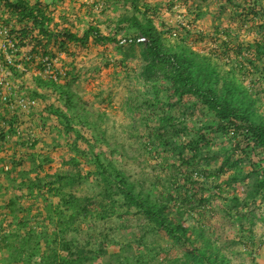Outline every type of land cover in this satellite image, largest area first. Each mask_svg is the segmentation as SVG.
<instances>
[{
	"label": "rangeland",
	"instance_id": "rangeland-1",
	"mask_svg": "<svg viewBox=\"0 0 264 264\" xmlns=\"http://www.w3.org/2000/svg\"><path fill=\"white\" fill-rule=\"evenodd\" d=\"M43 1L54 11L57 29L70 28L82 35L93 25L106 36L116 35L123 40L122 44L132 34L116 33L119 20L133 14L131 0ZM235 1L237 8L225 0H140L138 5L142 10L150 9L166 48L197 54L196 64L204 66L202 61H206L221 81L235 78L258 101L256 115L264 117V73L254 71L247 62L239 70L241 59L221 45L223 41L231 42V48L237 44L253 45L262 38L263 18L248 12L252 7L264 9V0ZM242 4L245 5L238 8ZM51 48L58 55L50 64L54 68L47 71L41 69V54L30 55L31 46L12 58L19 71L11 72L9 81L17 95L23 93L29 100L35 99V104L26 109L18 104H0V116H17L11 137L0 146V211L6 215L0 212V264H45L35 254L46 256L60 233V217L53 210L61 209L66 216L71 214L60 196L48 192L61 184L66 193L94 200V215L79 218L75 231L66 235V240L74 241V245L98 254L87 264H195L187 261L186 245L158 231L135 208L125 213L128 208L121 195H113L111 200L105 197L97 174L99 156L104 165L122 170L138 189L143 187L155 197V186L168 184L172 177L188 169L182 163L188 154L193 157L190 170L201 175L206 171L219 174L218 178L206 179L211 191L203 202L198 199L193 211L195 224L213 243V253L218 252L219 260L224 258L226 264H264V191L256 192L254 185L257 159L233 150L232 134L218 131L208 135L211 146L202 145L199 154L191 149L181 150L192 140L190 136L173 137L170 145L156 150L151 142L152 132L161 112L151 121L152 113L158 108H170L165 104L151 105V98L146 96L148 86L141 75L147 60L142 47L138 46L134 60L124 63L123 57L108 45H73L59 52L52 44ZM0 50L6 56L3 44ZM58 73L57 86H69L77 101V107L69 111L72 123L92 144L82 142L84 152L80 155L70 147L64 122L50 113L58 109L68 112L66 100L54 88H39L36 84L37 77L51 82ZM159 85L167 87L168 83L160 81ZM160 99L166 102V92L161 93ZM195 101L185 97L187 104ZM198 108L199 105L185 110L194 112L191 123L197 127L206 120ZM177 110L172 112L179 114ZM75 157L83 179L76 177L77 181L70 185L66 177L55 182L56 175L75 172L76 168L68 165ZM30 183L34 185L29 186ZM13 199L14 210L7 206ZM113 200L117 204L111 215L101 218L102 204L109 206ZM45 235L50 236V245ZM203 244L200 240V249ZM58 248L66 256V250L61 245Z\"/></svg>",
	"mask_w": 264,
	"mask_h": 264
},
{
	"label": "trees",
	"instance_id": "trees-1",
	"mask_svg": "<svg viewBox=\"0 0 264 264\" xmlns=\"http://www.w3.org/2000/svg\"><path fill=\"white\" fill-rule=\"evenodd\" d=\"M139 1L131 0L134 8L133 14L120 19L117 23L116 33L132 31V34L125 39L126 44H122L123 40H118L116 35L106 36L93 25L82 35L70 28L57 29L58 24L53 16L54 11L43 0H0V26L6 27L8 31L7 37H0V41H8L4 42L7 52L14 56H20L23 50L31 46L30 55L39 53L43 57L41 69L44 71L46 70L44 60L48 58V62L52 65L58 55L57 52H53L52 48L50 49L51 44L58 52L60 50L67 51L73 45L78 47H86L89 43L95 46L108 45L123 57L122 63L134 60L137 57L138 46L142 47L147 60L141 75L148 86L146 90L148 95L146 96L151 98V105L159 107L165 104L168 109L170 108V110L158 108L157 112L154 110L152 113L151 121L161 112L158 118L159 122L152 132V146L154 145L157 150V148L170 145L173 137L190 136L192 140L185 143L181 150L185 152V150L191 149L195 154H199L202 145L211 146L208 137L211 132L230 133L233 136V150L257 159L253 171L256 176L254 185L256 192L264 191V117L257 116L255 113L258 101L235 78L234 80L227 78L221 81L217 71L209 64L207 65L206 61H202L204 66L196 64L194 58H199L197 54L166 48L162 44L161 34L155 27L150 9L146 7L142 10L138 5ZM225 1L237 8L238 4L235 0ZM244 5L242 4L238 8H242ZM248 13L263 18L260 27L264 30V9L259 11L252 7ZM229 44L231 45V42L223 41L221 45L227 47L226 52L229 53L232 50L241 59L239 70H242L244 63L247 62L254 71L264 73V35L253 45L237 44L231 48L228 46ZM0 60L6 61V56L0 53ZM15 68L10 67L13 73L17 71ZM53 68L54 66L50 67V69ZM58 78H60L59 73L51 82L43 77H37L36 84L39 88H54L66 100L65 107L68 112L58 109L50 113L64 122V134L71 140L70 147L76 155H80L84 152L80 146L82 142L88 146L92 144L74 127L73 116L69 114V111L77 107V101L74 100L75 96L71 93L69 86H57ZM160 81L167 82L168 86H160ZM162 92H166V102L160 99ZM185 97H193L196 101L193 104H187ZM197 105L201 111L199 114L206 119L198 127L191 123V119L195 115L194 112H185ZM175 108L178 109L179 114L172 112V109ZM16 117V115L12 117L0 116L2 120L0 123V146L3 141L11 137L12 133L10 132L14 130L13 127L17 122ZM7 127L9 128L7 129ZM98 157L97 174L103 185L105 197L111 200L113 195H121L128 208L125 213L135 208L137 213L155 225L158 231L176 243L186 245L188 247L187 261H192L195 264L197 262L199 264H226L224 258L219 260L218 252L213 253L215 251L212 250L213 243L205 236L204 230L195 224L193 213L198 199L203 202L206 193L211 191L205 182L206 179L218 178L219 174H207L206 171L204 175H201L197 170H190L193 165V157L188 154V157L182 161L188 169L180 173L179 176L172 177L168 184L162 186H155L157 185L155 184L154 186L158 187V190L153 197L150 191L143 190V187L138 189L137 184L131 183L122 170L111 164L104 165ZM68 163L76 168L75 172L56 175L55 182H62L66 177L67 184L70 185L77 181L76 177L83 179L77 158L70 159ZM219 172L221 174L223 169L220 168ZM200 177H204L205 180L201 181ZM31 185L34 183L29 184V186ZM41 185L39 184L42 192ZM63 189L64 186L61 184L58 187L49 188L48 192L60 196L62 205L71 211V214L66 216L61 209L53 210L54 214L60 217V233L56 234L55 240L53 239V243H51L53 248L46 256L39 252L32 254L38 256V259L42 258L45 264H87L95 260L98 254L87 252L84 248L74 245V241L66 240V235L75 231V224L79 218L94 215L95 212L92 208L94 200L89 197H78L71 192L66 193ZM116 204L117 202L114 200L109 206L102 204L104 210L100 217L108 218ZM7 206L14 210L15 200H10ZM48 206L53 209L51 205L48 204ZM0 212L2 213V211ZM3 215L6 217L5 214ZM1 222L2 219L0 220V229ZM44 237L50 245V236L45 235ZM200 240L205 243L202 245L203 249L199 248ZM28 243L29 240L26 244ZM59 245L66 250V256L60 254ZM99 253L102 254L103 251L100 250Z\"/></svg>",
	"mask_w": 264,
	"mask_h": 264
},
{
	"label": "clouds",
	"instance_id": "clouds-1",
	"mask_svg": "<svg viewBox=\"0 0 264 264\" xmlns=\"http://www.w3.org/2000/svg\"><path fill=\"white\" fill-rule=\"evenodd\" d=\"M6 50H7V48H6ZM6 50H5V52H6ZM0 51H1V50H0ZM8 57L12 60V64L9 63V61H8V59H7ZM14 57H15V56L12 55V53L7 52V53H6V61H1V60H0V64H1V66L3 67V69H4V72H1V70H0V91H2V90H6V92H5V96L7 97L6 100H2V101H0V104H17L16 101H17L18 98H23V99H25V100L28 101V102H29V101H35V99H33V100H29L28 98H26L25 95H24L23 93H22V95H17V93L14 91L15 87L13 86L12 82L9 81L8 76H9L10 73L12 72L11 69H10V67H16L15 70L19 71V67L16 65V63H15L14 60L12 59V58H14ZM45 60H47V62H48V58L45 59ZM48 63H49V62H48ZM44 64H45V63H44ZM49 64H50V63H49ZM45 67H46V70H45V71H47L48 66H46V64H45ZM50 67H51V65H50ZM49 69H50V68H49ZM1 81H3V84H4L6 81H8V82L10 83V85H11V90L8 91L7 89H5V88L2 86L3 84H1ZM12 88H13V90H12ZM10 93H11V95H10Z\"/></svg>",
	"mask_w": 264,
	"mask_h": 264
},
{
	"label": "built area",
	"instance_id": "built-area-1",
	"mask_svg": "<svg viewBox=\"0 0 264 264\" xmlns=\"http://www.w3.org/2000/svg\"><path fill=\"white\" fill-rule=\"evenodd\" d=\"M7 32L8 31H7V29L5 27L0 26V37L1 38H6L7 37V34H8ZM4 41L6 42L7 40H4ZM4 41H0V44H3V47L6 50V46H5ZM14 51H17V50L14 49ZM7 59L9 61V63L12 64V60L9 57ZM44 63L46 64V66H48L47 70H49L50 64L47 62V60H44ZM0 70H1V72H4V69L1 66V64H0ZM1 84H3V81H1ZM2 86L5 89H7L8 91L11 90V85H10V83L8 81H6ZM12 90H13V88H12ZM5 92H6V90L0 91V101L7 99V97L5 96ZM10 95H11V93H10ZM16 102L23 109H26V108L30 107L31 105L35 104V101H29L28 102V101H26L23 98H18Z\"/></svg>",
	"mask_w": 264,
	"mask_h": 264
}]
</instances>
